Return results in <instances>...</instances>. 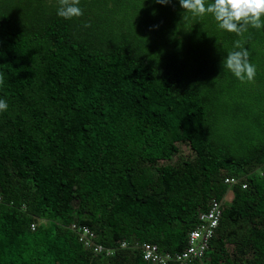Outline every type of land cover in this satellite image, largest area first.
Segmentation results:
<instances>
[{
	"label": "trees",
	"instance_id": "obj_1",
	"mask_svg": "<svg viewBox=\"0 0 264 264\" xmlns=\"http://www.w3.org/2000/svg\"><path fill=\"white\" fill-rule=\"evenodd\" d=\"M79 4L0 0V264H148L134 245L183 252L213 199L223 217L193 264H264V27L228 31L180 0ZM238 47L250 80L223 67Z\"/></svg>",
	"mask_w": 264,
	"mask_h": 264
},
{
	"label": "clouds",
	"instance_id": "obj_2",
	"mask_svg": "<svg viewBox=\"0 0 264 264\" xmlns=\"http://www.w3.org/2000/svg\"><path fill=\"white\" fill-rule=\"evenodd\" d=\"M166 2V0H161ZM184 9L194 15L212 13L218 21L219 27L228 31L239 33L249 24L253 27H264V0H180ZM79 0H60L57 14L61 17L72 18L82 15ZM239 45V42H237ZM247 49L230 51L223 59V67L240 80H250L255 76L256 67L249 61ZM3 79L0 78V85ZM9 107L7 99L0 97V113Z\"/></svg>",
	"mask_w": 264,
	"mask_h": 264
},
{
	"label": "built area",
	"instance_id": "obj_3",
	"mask_svg": "<svg viewBox=\"0 0 264 264\" xmlns=\"http://www.w3.org/2000/svg\"><path fill=\"white\" fill-rule=\"evenodd\" d=\"M226 182L233 186L241 182V179L236 177L226 178ZM246 186V185H245ZM223 217V202L213 199L209 208L199 214L198 222L193 230L188 235V246L180 253L162 252L158 245L152 243L135 244L139 248L144 260L148 264H193L195 261L203 260L207 251L210 248V242L214 238ZM36 225H33L35 229ZM72 230L79 235L80 241L86 248L94 251L95 254H105L112 256L113 249L106 248L95 241V232L87 225L73 224ZM130 244L124 242L122 247H128Z\"/></svg>",
	"mask_w": 264,
	"mask_h": 264
},
{
	"label": "rangeland",
	"instance_id": "obj_4",
	"mask_svg": "<svg viewBox=\"0 0 264 264\" xmlns=\"http://www.w3.org/2000/svg\"><path fill=\"white\" fill-rule=\"evenodd\" d=\"M185 151L188 152V150L185 148ZM234 198V192L233 191H229V193L226 196V202H231Z\"/></svg>",
	"mask_w": 264,
	"mask_h": 264
}]
</instances>
